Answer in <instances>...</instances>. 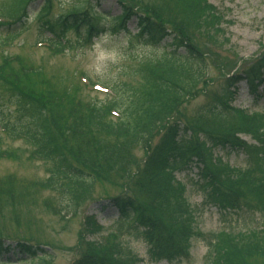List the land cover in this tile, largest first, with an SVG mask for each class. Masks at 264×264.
<instances>
[{"label": "trees", "instance_id": "16d2710c", "mask_svg": "<svg viewBox=\"0 0 264 264\" xmlns=\"http://www.w3.org/2000/svg\"><path fill=\"white\" fill-rule=\"evenodd\" d=\"M34 1L9 0L3 3L0 11V16L4 17L0 21L1 42L14 38L26 27L29 6ZM89 1L84 0L82 5H74L72 9L50 17L47 15L49 0H41L42 4L35 17L39 19L40 31L45 32L42 34L49 38L40 39L47 42L49 53L57 55L70 47V41L66 39V34L70 31L76 41L81 43L98 37L105 32L104 27L98 25L99 20L103 19L108 22L109 30L123 31L128 43H132V38L135 42L161 46L162 56L141 65L136 72L137 79L133 82L97 80L112 92L109 99H92L80 104L73 103L77 98L71 97L68 100L72 108L69 120L71 119L73 126L62 128L61 131V120L47 102L54 106L57 101L62 102L63 97L60 95L56 99V93L52 89L36 92L28 80L31 71L24 69L23 61L16 56L0 57V92L4 101L14 106L15 113L11 114L8 105L9 111L3 114L0 125L12 139L27 136L33 147L31 153L50 162L49 175L42 184L43 187L61 193L70 211L85 201L94 187V172L71 158L73 155L64 140L68 133L88 138L85 146L98 157L99 162L103 160L115 172H119L117 168L120 165L122 167L123 157L126 159V149L136 143L146 144L143 169L138 178L133 179L135 184L126 186L118 195L107 196L105 200L106 205L118 213L115 224L119 227L117 230L126 227L134 237H140L148 246V257L153 262H179L188 258L192 239L201 235L194 224L193 209L187 202L186 186L175 177L177 169H189L191 165H195L197 178L192 182L204 192V205H213L221 212L246 209L264 216V205L258 200L260 194L253 193L255 198L249 197L241 186L242 182L254 184V188L264 184V117L248 115L231 105L235 100L238 82L245 80L249 91L254 95L257 87L264 83V51L251 61L252 64H245L244 67L240 65L238 70L229 74L224 73L225 64L217 66L224 76L219 95H211V100L199 109L193 120L196 122L180 115V118H176L185 97L196 90L197 86L206 85L208 77L205 74L211 62L203 52L190 48L188 42H195L194 35L184 36L185 31L191 28L196 33L206 34L207 38H214L211 40L212 46L207 42H202L201 48L197 46L202 51L219 49L223 44L218 34L222 31V16L208 0H172L181 6L180 16L175 17L164 10L159 15L162 18L150 15L152 11L134 10L130 0H118L120 13L107 16L99 11H92V6L88 10ZM162 7L160 0L158 8ZM182 15L187 16L184 18L185 23ZM180 17L182 26H176ZM171 19H174L175 26H172L174 21ZM132 20L135 23L133 33L127 25ZM167 39L170 41L166 42ZM67 94L64 97H69ZM244 137H249L252 143ZM216 148H229L230 151L244 153L245 167L229 166L214 156ZM120 174L125 177L124 173ZM132 188L144 191V196L162 209L166 219H158L147 204L137 199ZM165 210H169V216ZM84 226L86 233L90 235L103 228L95 215L87 216ZM261 226V229H250L247 234L235 235V239L224 232L210 235V264H258V259L264 263V242L255 245L256 248L249 245L253 236L257 237L256 241L264 237V218ZM79 244L85 251L71 264L141 262L132 252L123 254V247L116 248V252L113 249L96 252L95 241ZM10 252L14 254L11 258H16L18 264H51L53 258L41 245L23 241L8 245L5 239L0 238V264H11L10 260L3 259Z\"/></svg>", "mask_w": 264, "mask_h": 264}, {"label": "rangeland", "instance_id": "374dc122", "mask_svg": "<svg viewBox=\"0 0 264 264\" xmlns=\"http://www.w3.org/2000/svg\"><path fill=\"white\" fill-rule=\"evenodd\" d=\"M7 1L9 0H0V11H2L3 3ZM159 1L130 0L129 3L134 10L152 11L149 14L157 18L161 12L165 11H169L175 17L180 16L182 9L178 3L172 0H162L163 7L158 8ZM83 2L84 0H49L50 9L47 15L56 17L72 9L74 5H82ZM89 2L88 10L92 6V11H99L107 16H116L120 13L118 0H90ZM208 2L222 16L220 26L222 31L218 34L223 44L219 49L213 51L203 49L202 51L199 49L202 42H207L212 46L211 40L214 38H207L206 34L196 33L191 28L185 31L184 36L194 35L195 42H188L190 48L200 50L199 52H203L211 62L205 74L208 77L206 87L199 85L196 90L185 97L176 118H180L178 117L180 115L193 121L199 109L211 100V95H219L223 87L224 76L223 71H219L217 66L225 64L224 73L229 74L238 70L240 65L244 67L252 64V60L264 51V0H208ZM41 4V0H35L30 4L28 11L29 15L34 16V20H27L26 27L17 36L5 42L0 41V57L2 55L16 56L23 61L24 69L31 71L28 80L36 92L42 93L45 89H52L56 93L54 95L56 99L60 95L63 97L62 102L57 101L54 106L43 97L51 110L59 116L60 131L67 126H73L71 119L69 120L72 108L68 100L71 97L77 98L73 103L79 102L80 104L86 103L87 100H104L111 97V95L106 97L103 90L93 87L92 89L96 92L89 91L83 85L84 81H80L79 76H87L91 82H97V80L133 82L137 79L136 72L141 65L160 59L162 56L161 46L135 42L132 38V43H128L123 31L109 30L108 22L103 19L99 20L98 25L104 27L105 32L99 34L98 37L87 43H81L76 41L74 34L70 31L66 34V39L70 41L68 50L57 55L51 54L48 48L36 44L41 38L49 40L42 34L45 32L40 31L37 21L39 19L35 17ZM159 18L162 17L159 16ZM182 18L185 23L184 18L187 16L182 15ZM182 18L180 17L176 22V26H182ZM171 20L174 21V19ZM127 25L132 33L135 32L133 20ZM172 26H175V21ZM169 41L170 39L166 40V42ZM237 89L233 106L247 113L264 115V84L258 87L256 97L250 94L244 81L237 85ZM231 91H233L232 88ZM65 93H68L69 97H64ZM4 100L0 92V119L4 117L3 114L8 113L9 109L11 114L15 115L14 106ZM87 139L74 133H68L64 139L68 150L73 155L72 160L80 161L84 166L90 167L95 177V184L88 198L78 204L75 210L70 211L61 193L43 187L42 184L49 175L51 164L49 161L36 158L31 153L33 147L28 137L12 139L4 132H0V238L5 239L8 245L15 241L41 245L52 254L51 264H71L78 255L85 251V248H80L79 244V242L85 244V241L97 242L94 248L96 252H104L107 249H113L116 252V248L123 247V254L134 253L142 259L140 264H210L208 259L210 235L223 231L231 234L234 236L232 239H235V235L247 234L251 227V229L262 228L264 216L257 211L242 209L238 212L222 213L213 205H204V192L192 182L197 178L195 165H191L189 169H177L174 172L175 177L186 186L187 202L193 209L194 224L201 235L192 239L188 258L171 263L164 260L150 261L148 247L140 237H134L131 230L126 227L120 228V232L116 233L119 229L115 226L118 213L114 208L107 206V200H105L107 196L118 195L126 186L135 184L134 180L138 178L143 169L144 158L147 154L146 144L136 143L133 147L126 149L124 153L126 159L123 157L122 167L120 165L117 168V171L124 173V177L119 172L110 170L103 160L99 162L98 157H95L94 153L85 146ZM244 139L250 142L249 138ZM227 150L216 148L213 154L232 166L244 165L242 152ZM5 151L9 154L2 156ZM80 162L78 164H81ZM253 185L242 182L241 186L249 197L255 198L253 193L260 194V199L256 198L264 205V184H259L255 188ZM133 191L139 201L147 204L157 214L158 219H166L162 209L153 205L148 197L144 196V191L137 188ZM164 212L167 216L170 215L169 210ZM90 215H95L97 222L103 227L98 233L91 235L86 233L84 226L86 217ZM256 239V236H253L252 240L249 239V245H254L256 248L255 245L264 242V237L258 241ZM6 256L7 258L3 259L10 260L11 264H18L16 258H11L14 254L10 252ZM258 264L264 263L258 259Z\"/></svg>", "mask_w": 264, "mask_h": 264}]
</instances>
